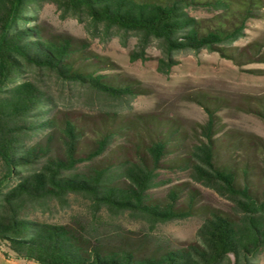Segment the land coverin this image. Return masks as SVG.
I'll return each mask as SVG.
<instances>
[{
	"label": "trees",
	"instance_id": "1",
	"mask_svg": "<svg viewBox=\"0 0 264 264\" xmlns=\"http://www.w3.org/2000/svg\"><path fill=\"white\" fill-rule=\"evenodd\" d=\"M45 3L94 34L136 36L132 60H147L156 42L164 74L182 51L206 49L237 65L264 61L261 41L236 44L263 17V0H0V246L32 264H259L264 137L225 130L220 99L207 94L193 95L207 120L191 131L163 116H130L145 87L86 40L47 33L38 22ZM247 108L264 122V96ZM162 170L188 171L232 211L208 209L193 192L181 201L177 186L155 198L170 182ZM71 195L89 200L93 222L101 212L152 227L197 214L202 222L186 244L104 243L94 227L41 217L53 202L69 206Z\"/></svg>",
	"mask_w": 264,
	"mask_h": 264
},
{
	"label": "rangeland",
	"instance_id": "2",
	"mask_svg": "<svg viewBox=\"0 0 264 264\" xmlns=\"http://www.w3.org/2000/svg\"><path fill=\"white\" fill-rule=\"evenodd\" d=\"M197 15L208 17L210 14L199 11ZM38 22L49 34L86 40L90 49L117 63V71L133 77L145 87L147 92L137 96L132 102V108L127 110L130 116H163L191 131L194 126L207 120L206 110L193 100V95L207 94L220 99L217 115L225 130H233L242 136L264 137V122L247 110V105L253 103L255 97L264 96V61L237 65L217 52L206 49L198 52L182 51L174 56L177 64L168 74H164L158 70L161 52L156 42L147 47V60H132L131 53L137 45V37L134 35L118 31L107 35L104 32L94 34L87 30L84 22L64 16L53 3H45L40 8ZM255 40L264 43V14L249 22L245 35L236 44L244 46ZM162 177L170 182L152 191L155 198H164L171 187L177 186L182 189L181 201L186 199L189 192H193L199 204L208 209L225 213L232 211L229 200L194 181L188 171L162 170ZM42 213V218L53 223L82 225L91 231L94 227L104 243L123 241L143 247L194 241L202 222V215L197 214L152 227L128 214L113 217L107 212H101L98 221L93 222L89 200L75 195H71L69 206L53 202L50 209ZM258 262L264 264V251L259 255ZM0 264L30 263L16 259L10 251L0 246Z\"/></svg>",
	"mask_w": 264,
	"mask_h": 264
},
{
	"label": "built area",
	"instance_id": "3",
	"mask_svg": "<svg viewBox=\"0 0 264 264\" xmlns=\"http://www.w3.org/2000/svg\"><path fill=\"white\" fill-rule=\"evenodd\" d=\"M30 264H32V263H30Z\"/></svg>",
	"mask_w": 264,
	"mask_h": 264
}]
</instances>
